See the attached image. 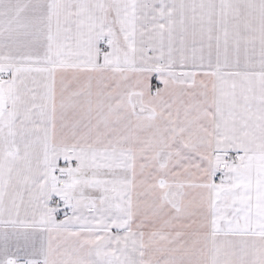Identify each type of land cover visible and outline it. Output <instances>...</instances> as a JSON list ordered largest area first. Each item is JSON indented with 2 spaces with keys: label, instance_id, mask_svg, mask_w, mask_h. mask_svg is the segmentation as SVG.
I'll return each instance as SVG.
<instances>
[{
  "label": "snow or ice",
  "instance_id": "snow-or-ice-1",
  "mask_svg": "<svg viewBox=\"0 0 264 264\" xmlns=\"http://www.w3.org/2000/svg\"><path fill=\"white\" fill-rule=\"evenodd\" d=\"M0 264H264V0H0Z\"/></svg>",
  "mask_w": 264,
  "mask_h": 264
}]
</instances>
